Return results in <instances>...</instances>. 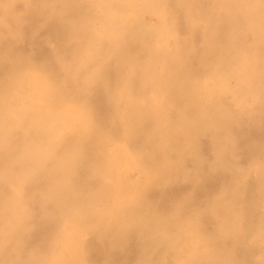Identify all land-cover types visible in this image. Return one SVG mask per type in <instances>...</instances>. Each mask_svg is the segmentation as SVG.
Instances as JSON below:
<instances>
[{"label":"bare ground","instance_id":"obj_1","mask_svg":"<svg viewBox=\"0 0 264 264\" xmlns=\"http://www.w3.org/2000/svg\"><path fill=\"white\" fill-rule=\"evenodd\" d=\"M0 264H264V0H0Z\"/></svg>","mask_w":264,"mask_h":264}]
</instances>
